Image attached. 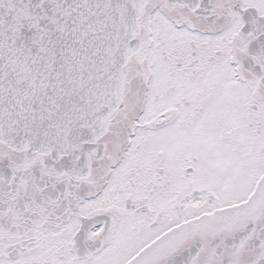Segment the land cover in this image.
<instances>
[{
    "label": "snow or ice",
    "instance_id": "1",
    "mask_svg": "<svg viewBox=\"0 0 264 264\" xmlns=\"http://www.w3.org/2000/svg\"><path fill=\"white\" fill-rule=\"evenodd\" d=\"M0 264H264V0H0Z\"/></svg>",
    "mask_w": 264,
    "mask_h": 264
}]
</instances>
